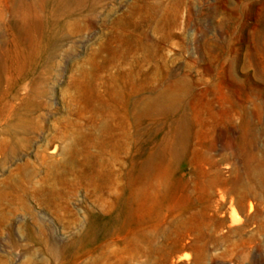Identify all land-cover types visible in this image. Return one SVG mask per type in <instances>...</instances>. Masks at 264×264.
<instances>
[{"label": "rangeland", "instance_id": "rangeland-1", "mask_svg": "<svg viewBox=\"0 0 264 264\" xmlns=\"http://www.w3.org/2000/svg\"><path fill=\"white\" fill-rule=\"evenodd\" d=\"M263 94L264 0H0V264H264Z\"/></svg>", "mask_w": 264, "mask_h": 264}, {"label": "bare ground", "instance_id": "bare-ground-1", "mask_svg": "<svg viewBox=\"0 0 264 264\" xmlns=\"http://www.w3.org/2000/svg\"><path fill=\"white\" fill-rule=\"evenodd\" d=\"M263 96H264V94H263ZM234 220V222L236 223V222H238V220L235 218V219H233Z\"/></svg>", "mask_w": 264, "mask_h": 264}]
</instances>
